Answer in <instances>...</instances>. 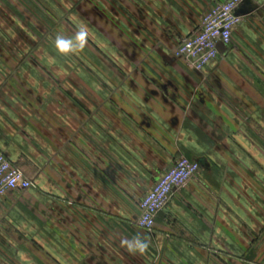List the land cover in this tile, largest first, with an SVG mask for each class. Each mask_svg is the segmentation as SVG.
Returning a JSON list of instances; mask_svg holds the SVG:
<instances>
[{
    "label": "crops",
    "instance_id": "crops-1",
    "mask_svg": "<svg viewBox=\"0 0 264 264\" xmlns=\"http://www.w3.org/2000/svg\"><path fill=\"white\" fill-rule=\"evenodd\" d=\"M221 1L0 0V151L35 183L0 201V264H264V0L203 71L176 55ZM181 156L198 175L139 227Z\"/></svg>",
    "mask_w": 264,
    "mask_h": 264
},
{
    "label": "built area",
    "instance_id": "built-area-1",
    "mask_svg": "<svg viewBox=\"0 0 264 264\" xmlns=\"http://www.w3.org/2000/svg\"><path fill=\"white\" fill-rule=\"evenodd\" d=\"M245 1L224 0L211 7L203 15L199 30L177 46L176 55L193 69L203 71L219 56L218 43L231 44L235 28L243 20L237 11ZM199 170L198 161L186 156L177 158L140 198L137 225L152 232L158 215L168 206L174 192L196 177ZM34 186V181L0 151V201L11 190H27Z\"/></svg>",
    "mask_w": 264,
    "mask_h": 264
},
{
    "label": "clouds",
    "instance_id": "clouds-1",
    "mask_svg": "<svg viewBox=\"0 0 264 264\" xmlns=\"http://www.w3.org/2000/svg\"><path fill=\"white\" fill-rule=\"evenodd\" d=\"M87 28L83 25L76 31L72 37H67L63 34H57L54 40V48L60 55L67 56L69 54H75L78 50L84 48L87 42ZM122 245L127 247V250L133 253H144L149 247V242L146 239L141 238L140 235L133 237L132 239H124L121 241Z\"/></svg>",
    "mask_w": 264,
    "mask_h": 264
},
{
    "label": "water",
    "instance_id": "water-1",
    "mask_svg": "<svg viewBox=\"0 0 264 264\" xmlns=\"http://www.w3.org/2000/svg\"><path fill=\"white\" fill-rule=\"evenodd\" d=\"M242 10H239V11H237V14L238 15H240L242 12H241ZM224 48H225V45L223 44V43H218V50L220 51V52H222L223 50H224Z\"/></svg>",
    "mask_w": 264,
    "mask_h": 264
}]
</instances>
